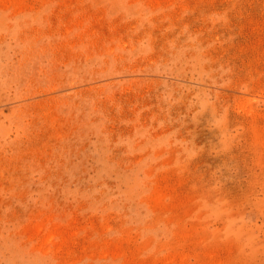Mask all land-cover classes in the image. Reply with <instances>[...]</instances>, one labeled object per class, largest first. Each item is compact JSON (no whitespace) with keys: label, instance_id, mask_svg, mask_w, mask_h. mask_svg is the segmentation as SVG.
Masks as SVG:
<instances>
[{"label":"rangeland","instance_id":"rangeland-1","mask_svg":"<svg viewBox=\"0 0 264 264\" xmlns=\"http://www.w3.org/2000/svg\"><path fill=\"white\" fill-rule=\"evenodd\" d=\"M0 264H264V0H0Z\"/></svg>","mask_w":264,"mask_h":264}]
</instances>
